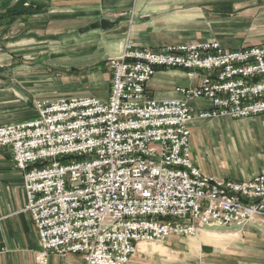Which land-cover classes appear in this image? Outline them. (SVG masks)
I'll list each match as a JSON object with an SVG mask.
<instances>
[{"label": "built area", "instance_id": "obj_1", "mask_svg": "<svg viewBox=\"0 0 264 264\" xmlns=\"http://www.w3.org/2000/svg\"><path fill=\"white\" fill-rule=\"evenodd\" d=\"M110 68L107 98H36V117L0 125V149L24 171L41 264L52 254L130 264L142 242L264 218V172L243 181L204 173L190 128L195 118L264 114V42L152 50L128 39ZM174 68L199 83L177 87L182 98L150 96L155 73Z\"/></svg>", "mask_w": 264, "mask_h": 264}, {"label": "crops", "instance_id": "obj_2", "mask_svg": "<svg viewBox=\"0 0 264 264\" xmlns=\"http://www.w3.org/2000/svg\"><path fill=\"white\" fill-rule=\"evenodd\" d=\"M148 2L149 0H0V12L7 7L17 8L22 12L10 18L0 16V32L4 29L11 30L12 46L18 47L23 57L29 56L27 59H35L38 62H44L47 60L46 56L51 54L58 55L59 58L61 56L59 54H62V50L67 47L75 56H81L82 51H93L92 55L96 57L91 60V67H86L85 74L76 75L74 79L78 81L81 79L86 89L93 87V90L101 91L105 96L103 98H107L110 86L106 81H110V84L112 81L110 60L122 54L128 39L137 46L152 50L170 45H159L153 40L152 34L146 30L142 32L139 27L129 24L133 8L143 7ZM102 20L109 23L107 29L101 28ZM78 31L82 33L81 36H76ZM15 50L16 48L11 51L12 58L16 56ZM39 66L45 71V67ZM33 67L37 68L36 65ZM21 68L19 65L17 69H13V78H4L1 76L3 73H0V125L21 121V118L26 117L27 109L21 113L20 98L24 99L22 100L24 102L26 100L34 102L36 98H44V95L51 91V88L47 87L49 85L42 84L46 80L41 81L43 78L37 75H28L30 72L28 76L22 74ZM4 70L9 69L4 68ZM73 71L74 69H69V72ZM105 75H108L109 79ZM20 77H24L29 83H20L18 80ZM58 77L68 76L63 74ZM198 83V76L192 78L183 69H159L149 83L148 93L158 99L182 98L183 95L176 91L177 87L195 86ZM255 117L234 119L224 116L209 120L212 122L215 119H226L232 125L234 121H245V119L252 121ZM258 117L264 119V115ZM197 120L200 119L195 118L192 121ZM190 128L192 138L194 129L192 124ZM199 128L206 146L201 147V153L193 147L192 156L204 173L243 181L264 172V147L256 145V157L252 162L249 160L241 163L239 160H227L224 157L218 159L222 152L219 151L220 146L216 145L214 138L211 137L216 129H208L204 125ZM210 144H212L211 149ZM212 149L220 152L215 159L209 156ZM234 150H230L233 156ZM232 169L234 175L231 176L228 171ZM27 202L24 171L15 166L8 148L0 149V264H41L37 259L41 249L40 236L31 212L26 210ZM209 233L220 235L221 250H219L220 254H216V247L219 246L206 243L207 259L204 263L232 264L228 259H238L240 264H264V218H258L246 227L231 225L225 229H214ZM223 239L227 242L225 246ZM232 242L237 245L236 254H228L231 251L227 247ZM47 264H85V262L80 254H52Z\"/></svg>", "mask_w": 264, "mask_h": 264}, {"label": "rangeland", "instance_id": "obj_3", "mask_svg": "<svg viewBox=\"0 0 264 264\" xmlns=\"http://www.w3.org/2000/svg\"><path fill=\"white\" fill-rule=\"evenodd\" d=\"M10 8L12 7L4 8L3 11ZM129 24L139 27L142 32L146 30L152 34L153 40L159 45L216 39L227 48H240L264 42V0H149L145 6L133 8ZM1 32L0 73H3L2 77L13 78V69H17V66L21 65L20 72H23L22 74L27 75L30 72L28 75H37L39 78H43L41 81L46 80L42 84L49 85L47 87L51 88V91L46 96L44 95L46 98L82 95L105 97L100 90H93V87L86 89L81 79L79 81L74 79L76 75L85 74L86 67H91V60L96 57L92 55L93 51H82L81 56H75L72 54L74 52L67 47L62 50V54H59L61 55L59 58H57L58 55L51 54L46 56L47 60L44 62H38L35 59H27L29 56L23 57L19 53L18 47L12 46L11 30L5 31L4 29ZM81 35L80 31L76 33V36ZM14 48H16L14 51L16 56L12 58L11 51ZM34 65L37 68L33 67ZM39 65L45 67V71L39 68ZM4 68L9 70L5 71ZM70 68L74 71L69 72ZM63 74H67L68 77H58ZM105 76L109 79L108 75ZM18 80L20 83H29L24 77H20ZM109 82L106 81L110 86ZM22 100L24 99L20 98L21 113L27 109V114L21 120L36 117L37 111L34 108L33 100H26V102ZM199 103L208 104V100H201ZM254 119L252 121L250 119L234 121L233 124L231 123L232 125L226 119H215L212 122L203 119L192 121L190 123L194 127L191 138L192 151H194V147L197 152L201 153V147L205 148L206 146L199 128L204 125L205 128L216 129L211 137L214 138V140L212 139L214 143L220 146L219 151L222 152L218 159L224 157L227 160H239L241 163H246L249 160L252 162L256 157V145L264 147V119L258 116ZM208 138H210L209 135ZM211 147L212 144H210V149ZM232 149H235L234 156L230 154ZM219 151L212 149L209 152L210 158L215 159V156L219 155ZM233 169L228 171L231 176L234 175L235 169ZM228 227L231 226H207L205 230L193 236L175 235L161 242H142L130 264H206L204 263L207 259L205 255L206 243L219 246L216 247V254H220L219 250H221L220 235H212L209 232ZM222 241L225 246L226 240ZM233 242L235 243V241ZM233 242L227 247L231 251L228 254H236L237 245ZM223 251L225 252V249ZM228 260V262L232 261V264H240L238 259Z\"/></svg>", "mask_w": 264, "mask_h": 264}, {"label": "trees", "instance_id": "obj_4", "mask_svg": "<svg viewBox=\"0 0 264 264\" xmlns=\"http://www.w3.org/2000/svg\"><path fill=\"white\" fill-rule=\"evenodd\" d=\"M20 13H22L20 10H18L17 8H10L9 10H5L3 12L0 13V16L2 17H13L16 15H19Z\"/></svg>", "mask_w": 264, "mask_h": 264}, {"label": "water", "instance_id": "obj_5", "mask_svg": "<svg viewBox=\"0 0 264 264\" xmlns=\"http://www.w3.org/2000/svg\"><path fill=\"white\" fill-rule=\"evenodd\" d=\"M100 25H101L102 29H107L109 23L106 20H102ZM93 26L95 27V25H93Z\"/></svg>", "mask_w": 264, "mask_h": 264}]
</instances>
